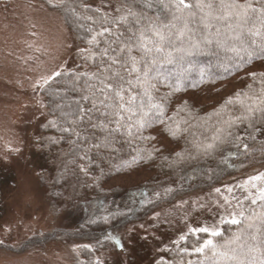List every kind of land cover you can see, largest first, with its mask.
<instances>
[{"label": "trees", "instance_id": "trees-1", "mask_svg": "<svg viewBox=\"0 0 264 264\" xmlns=\"http://www.w3.org/2000/svg\"><path fill=\"white\" fill-rule=\"evenodd\" d=\"M40 1L61 14L79 45L70 71L99 74L100 49L105 46V37L99 38L101 43L97 46L90 45L88 41L102 30L100 17L105 13L115 16V9L120 7L122 0H64L62 7H53L49 0ZM151 2L153 7L143 8V0H127L135 11L143 10L152 21L181 26L180 21L172 19L174 10L162 8L158 0ZM83 3L90 5V10L81 8ZM96 9H99V14ZM78 16H90L96 23L93 20H78ZM112 27L115 28L114 25ZM219 39L224 40L225 37ZM247 39L259 41V37ZM233 44L238 42L229 40L224 47L216 43L201 46L200 49H192L195 54L191 56L172 52L174 62L166 64L165 70L180 79L181 90L172 91L166 86H159L154 92V102L160 103L163 98V114L150 113L142 128L139 116L129 120L127 115L122 121L125 126L111 134L93 128L87 120L70 125L76 116L74 101L85 94L83 88L88 83L87 76H82L76 85L61 77L48 91L40 90L47 112L41 133L51 140L57 156L44 155L52 166V172L48 173L49 178H42L40 174L39 180L46 187L51 203L68 200L73 205L82 204L83 211L93 209L95 215L74 229H56L34 235L16 249L2 243L0 248L23 252L30 246H43L52 240H73L79 242L75 252L76 264H105L102 259L112 246L108 239L111 233L142 222L181 197L199 194L262 169L264 131L254 132L255 139H251L248 133L252 130L248 129L247 122L241 123L236 117L244 114V106L264 107V58L247 61L245 56L244 61L247 62H241L235 52L227 50ZM169 51H172L171 47L166 49V52ZM225 67L229 70L225 71ZM235 79L241 80L235 91L216 100H205L211 88ZM169 83H174V80L170 79ZM72 87L80 88V91H71ZM53 91H59L60 95H51ZM229 100L232 103H228ZM58 104L61 107H57ZM84 106L91 107L90 104ZM227 122H234L231 136L227 135ZM129 124L132 125L130 129ZM69 127L72 129L69 132L62 131ZM260 127L264 128V125ZM218 129L224 131L218 133ZM217 136L219 139H216ZM236 136L242 139L237 141ZM245 143L249 146L247 150L243 147ZM54 162L58 165L57 169ZM179 183L187 186L174 189L166 197H151L136 205L127 206L124 203L117 209L114 205L104 209L106 204L116 200L150 197ZM4 202L0 186V219L4 215ZM262 220L264 201L258 200L241 215L238 223L224 222L217 236L189 233L159 264H241L236 257L253 243L251 235L261 227ZM203 237H209L208 241L211 239L212 244L203 253H198L195 249L204 245ZM260 240L264 237L258 236L257 243Z\"/></svg>", "mask_w": 264, "mask_h": 264}, {"label": "rangeland", "instance_id": "rangeland-1", "mask_svg": "<svg viewBox=\"0 0 264 264\" xmlns=\"http://www.w3.org/2000/svg\"><path fill=\"white\" fill-rule=\"evenodd\" d=\"M78 51L76 39L57 11L40 0H0V186L5 199L0 244L16 249L34 235L74 229L94 218L92 207L83 211L82 204L73 205L68 200L51 203L39 180L40 174L49 178L52 172L44 155L51 157L57 151L41 133L47 112L41 89L35 84L53 71L70 70ZM240 81L211 88L205 100L235 91ZM261 173L264 167L199 194L181 197L142 222L111 233L108 239L112 246L102 260L105 264H159L189 233L200 232L196 229L207 228L208 232L200 233L210 236L224 222L238 220L254 205L251 201L259 195V189L264 188V178L249 179ZM185 186L179 183L150 197L119 199L104 209L166 197ZM204 237L208 241L209 237ZM78 247L77 241L60 239L30 246L23 252L0 248V264H76Z\"/></svg>", "mask_w": 264, "mask_h": 264}, {"label": "snow or ice", "instance_id": "snow-or-ice-1", "mask_svg": "<svg viewBox=\"0 0 264 264\" xmlns=\"http://www.w3.org/2000/svg\"><path fill=\"white\" fill-rule=\"evenodd\" d=\"M49 3L53 7H62L64 0H55V2L49 0ZM158 3L162 8L174 10L172 19L180 21V27L171 22L152 21L145 16L143 10L135 11L127 0H122L120 7L115 9V16L105 13L100 17L102 30L92 35L88 41L90 45L97 46L101 43L99 38L105 37V46L100 49L99 74H77L67 69L56 70L41 77L42 82L35 84L36 89L48 91L58 78L66 77L70 84L76 85L82 76L88 77V83L83 88L85 94L74 101L76 116L70 125L87 120L93 128L111 134L119 132L125 126L122 121L125 120L126 115L129 120L139 116L141 128L146 125V118L150 113L156 112L162 115L163 98L160 103H155L154 92L161 85L172 91L181 90L180 79L172 77V73L165 70L166 64L170 65L174 62L172 52H182L191 56L195 54L192 49H200L201 46L206 47L213 43L224 47L229 40H232L237 41L238 44H233L227 50L235 52L239 61L247 62L264 58V0H244L243 3L239 0H194V2L158 0ZM142 7L151 8L153 4L151 0H143ZM81 8L87 11L90 10V5L83 3ZM95 11L99 14V9ZM77 19L93 20L90 16H78ZM145 20L148 21L146 24L143 23ZM93 23L96 21L93 20ZM220 37L225 39L221 40ZM247 37H259V41L249 40ZM177 44L180 46L177 47ZM169 47L172 51L166 52ZM245 56L247 61H244ZM228 70L225 67V71ZM170 79L174 80V83H169ZM93 80L98 83H91ZM71 91L79 92L80 88L72 87ZM50 94L60 95L59 91ZM82 101L84 103H81ZM228 103L232 101L229 100ZM84 104H90L91 107H85ZM57 107L61 105L58 104ZM236 120L241 123L247 122L248 129L252 130L248 135L251 139H255L254 132L264 131V128L260 127L264 125V107L244 106V114L236 117ZM227 123L229 128L227 135L231 136L230 129L234 122ZM112 125L115 126L111 127ZM131 127L132 125L129 124L128 128ZM70 130H72L70 127L62 129L64 132ZM217 131L219 133L224 130ZM216 139H219V136ZM235 139L240 141L242 138L236 136ZM208 147L211 148L212 145ZM243 147L247 150L249 146L245 143ZM262 178L264 173L249 179L256 181ZM257 200L264 201V188L259 189V195L251 202L256 204ZM230 222L238 223L235 218ZM196 231L208 232L209 229L199 228ZM211 235L217 236L219 232L212 231ZM258 236L264 237V220L261 221V227L256 228L251 235L253 243L236 257L241 264H264V240L257 243ZM211 244V240L206 241L195 251L203 253Z\"/></svg>", "mask_w": 264, "mask_h": 264}]
</instances>
